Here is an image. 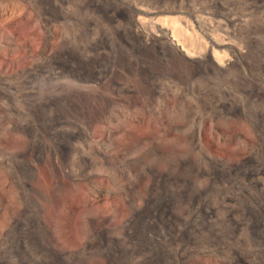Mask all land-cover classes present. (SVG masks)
I'll list each match as a JSON object with an SVG mask.
<instances>
[{
    "label": "rangeland",
    "instance_id": "1",
    "mask_svg": "<svg viewBox=\"0 0 264 264\" xmlns=\"http://www.w3.org/2000/svg\"><path fill=\"white\" fill-rule=\"evenodd\" d=\"M92 1L0 0V264H264V0Z\"/></svg>",
    "mask_w": 264,
    "mask_h": 264
},
{
    "label": "bare ground",
    "instance_id": "2",
    "mask_svg": "<svg viewBox=\"0 0 264 264\" xmlns=\"http://www.w3.org/2000/svg\"><path fill=\"white\" fill-rule=\"evenodd\" d=\"M87 1H88L87 2L88 4L92 5V3H93L92 0H87ZM99 3H102V2H99ZM100 11H102V9ZM105 12H107V11H105ZM111 13H113V11H111ZM114 14H113V16H114ZM103 15L104 16H108V17H112V15H108L106 13L103 14ZM115 16H116V14H115ZM175 18L177 19V17H175ZM175 18H174V16L173 17L172 16H165L163 18L157 19L156 21L152 20V21H150L148 23L146 22V23L142 24L143 26H145L146 30H148V29L152 30L153 29L155 32L159 33L164 38L169 39L168 43L169 44L172 43L171 45L168 44L166 46L165 44H162V45L161 44L160 45L159 44H155V45L149 46V47H147V49H148L147 52L148 53H147V55H145L146 53L144 54V53H141L140 51H142L143 42H145V44L148 43L147 42L148 37L144 38L141 35L142 31L140 30V28H138V27L129 28L127 26H126L125 29H118V31H117L118 34L120 33L119 34V39L121 41V44L124 45V46H127L128 48H131L135 52H138L139 56L150 57L154 61H157L158 65H160V66L164 65L165 69L168 68V65L170 63L169 58H167L170 55L169 54L170 52L168 51V49L171 50V48L174 47L177 50H179L183 55H185L186 57L190 58L192 61H194V63H196V69H197V71L195 73L196 74V78L199 76L200 70H203V71L207 70L206 62H208L209 60H212V62L214 64L222 66L225 69L226 68H230L232 66V62H231L230 59H225L224 57L219 55V53L217 51H215V49L209 50L206 45L202 46L201 44H203V43L200 44L199 39L197 37H195L194 34H193V28L191 26L192 24H190L188 21H180L179 22L177 20H179L180 18L177 19V20ZM138 20H140V19H138ZM148 35L151 36V34H148ZM99 38L100 39H105L106 43L109 42L110 39H111L110 36L105 35V33H102ZM117 47H119L121 49V46H117ZM115 48H116V46H115ZM106 51L104 53H107ZM134 51H132V52H134ZM158 54H162V55H160L161 58L158 56ZM127 55H130V54H127ZM147 60H149V59H147ZM78 61H77V63H78ZM120 61H121V59H120ZM162 61H164V63ZM73 62H75V61H73ZM145 62H148V61H145ZM77 63H74V64L77 65ZM95 65H97V64H95ZM76 67H78V66H76ZM153 81L154 80L152 79L151 82H153ZM190 200L191 199H189L187 201H190ZM152 217H153L152 215L148 216V217L140 216L137 219L132 221L133 222V224H132L133 231H134V228H136V229L138 228V230H140V232H141V234H139V236L145 237L149 241H150V238H153V236H152L153 234L151 233L152 232L151 230H153L152 227H153V225H155L157 223V221H155ZM155 235H157V233H155ZM159 259H160V255L156 256V259L153 262H151V264L157 263Z\"/></svg>",
    "mask_w": 264,
    "mask_h": 264
}]
</instances>
